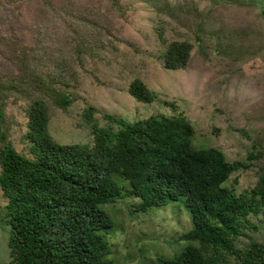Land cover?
<instances>
[{
	"label": "trees",
	"instance_id": "1",
	"mask_svg": "<svg viewBox=\"0 0 264 264\" xmlns=\"http://www.w3.org/2000/svg\"><path fill=\"white\" fill-rule=\"evenodd\" d=\"M5 1L9 3L0 0V5L8 9L15 0ZM90 1L46 0L55 12L62 11L63 25L56 23L59 27L53 30L32 15L24 16L20 26L19 15L13 19L0 13V23L7 26L2 39L12 54L6 58L13 60L10 71L0 64V189L10 227V257L3 264H121L112 256L108 234L113 219L105 206L125 197L138 198L132 205L145 212L181 201L192 215L193 226L182 235L186 245L177 253H160L150 263L264 264L263 242L237 244L240 237H249L248 229L259 228L252 217L264 213V173L258 172L256 184L243 191L230 180L257 166L264 144L253 142L246 157L233 161L217 146L198 147L196 127L178 103L159 96L140 77L130 82V95L146 103L158 99L170 113L126 120L89 100L80 101L72 90L80 70L91 75L88 65L100 59L102 26ZM110 1L125 13L120 0ZM79 24L92 37L82 34ZM162 25L157 27L160 37ZM60 44L67 54L51 71L43 58L49 46L63 53ZM194 46L190 39L172 40L161 55L162 66L186 69ZM11 96L26 101L22 150L7 126ZM78 101L84 105L75 110L72 105ZM57 109L91 128L93 142H59L51 130Z\"/></svg>",
	"mask_w": 264,
	"mask_h": 264
},
{
	"label": "rangeland",
	"instance_id": "2",
	"mask_svg": "<svg viewBox=\"0 0 264 264\" xmlns=\"http://www.w3.org/2000/svg\"><path fill=\"white\" fill-rule=\"evenodd\" d=\"M21 1L17 5L15 0L8 9L0 5V13L4 17L19 15L20 26L26 15L35 16L48 29L63 25L62 11L55 12L46 0ZM88 3L102 26L100 59L88 65L91 75L78 68L79 83L72 90L80 101L89 100L126 120L170 113L158 99L146 103L130 95V82L140 77L159 96L178 103L196 127L194 143L198 147L217 146L233 161L246 157L253 142L264 144V0H120L124 14L110 0ZM160 23L162 37L157 29ZM78 28L92 37L82 24ZM5 29L0 23V64L2 70L10 71L13 60L6 58L12 54L9 43L2 39ZM185 38L195 44L188 67L164 68L161 55L167 45ZM62 45L63 53L49 46V54L44 55V66L51 71L67 54ZM80 101L72 108L80 109L84 105ZM6 102L10 137L19 149H25L21 136L26 130V101L11 96ZM51 123L59 142H93L91 128L77 123L68 111L55 110ZM261 167L264 158L256 167L235 173L231 183L239 191L251 188L258 181V172L264 173ZM5 201L0 189V264L10 257ZM138 202V198L125 197L105 206L113 219V231L108 234L112 256L121 264H157L156 260L150 262L160 253H177L186 245L182 235L192 228V215L181 201L147 212L136 210L132 204ZM252 219L259 228L248 229L249 237L237 240L241 247L251 239L264 243V213Z\"/></svg>",
	"mask_w": 264,
	"mask_h": 264
}]
</instances>
